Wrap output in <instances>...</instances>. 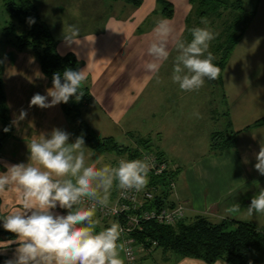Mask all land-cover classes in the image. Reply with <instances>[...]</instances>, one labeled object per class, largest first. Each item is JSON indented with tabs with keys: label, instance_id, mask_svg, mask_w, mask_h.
Wrapping results in <instances>:
<instances>
[{
	"label": "crops",
	"instance_id": "0c3cea01",
	"mask_svg": "<svg viewBox=\"0 0 264 264\" xmlns=\"http://www.w3.org/2000/svg\"><path fill=\"white\" fill-rule=\"evenodd\" d=\"M73 1L65 0L64 8L59 5L60 12L69 8ZM261 1L255 20L262 7ZM78 2L80 7L77 8L81 12L78 22L75 8L68 20L66 18L64 23L54 27L40 20L52 31L58 54H73L77 70H86L87 78L81 87L87 88L90 101L81 109L83 120L100 139L134 140L136 147L141 139L154 143L157 152L174 171L175 188L169 201L183 207L184 220L190 222L204 217L212 224L247 222L264 233V214L247 215L252 197L264 190V175L254 168L255 154L261 143L264 144V124L252 126L264 117V29L260 32L253 26L246 29L219 79H205L198 90L183 91L178 84L168 88L166 84L172 79L161 75L167 60L177 55L171 39L168 44L170 55L161 63L158 73L147 71L146 65L153 59L147 54V48L161 21L172 26L174 36L184 39L186 21L193 9L190 0H140L138 4L129 0ZM161 2L171 5V17L164 16ZM55 30L64 37L54 34ZM7 78L3 80V89L10 131L0 141V172L6 171L5 163H28L27 143L33 138L39 139L42 134L47 136L53 128L67 132L60 104L46 109L29 107L35 93L46 95V89L52 87L43 73L20 62ZM216 82L220 85V109L213 108L210 101V85L213 89ZM21 109L27 116L15 125L12 121ZM68 123L67 128L71 130ZM226 131L234 134L235 146L213 153L210 150L211 135ZM71 138L72 134L69 141L73 142ZM84 146L86 165L96 164L97 168L106 164L117 166L119 160L116 161L112 153L119 151L97 154L86 144ZM123 159L129 160L127 154ZM118 190L114 182L108 204L114 202ZM236 204H240V211L230 213L228 209ZM18 210H22L20 194L14 186H7L0 192V245L15 239V234L3 228L2 219ZM54 211L67 214V210L59 206ZM94 219L97 232L115 222L101 221L96 215ZM16 247L11 244L0 248V264L14 257ZM153 248L157 249L156 246ZM259 250H255L256 257L251 259L264 263L257 256ZM121 257L126 264L123 251ZM172 262L206 264L201 260L178 257L172 258ZM213 264L228 263L218 261Z\"/></svg>",
	"mask_w": 264,
	"mask_h": 264
},
{
	"label": "clouds",
	"instance_id": "9594fccd",
	"mask_svg": "<svg viewBox=\"0 0 264 264\" xmlns=\"http://www.w3.org/2000/svg\"><path fill=\"white\" fill-rule=\"evenodd\" d=\"M29 23H35L34 19ZM154 33L155 38L147 48V54L153 58L146 65L149 73H158L161 63L168 59L171 39L177 52L171 79L181 90H198L205 79L219 77L220 68L213 63L215 57L209 51L216 34L209 28L190 29V42L174 36V29L167 21L159 22ZM86 78L85 69L66 68L62 74L54 73L47 94L35 93L29 107L51 108L68 103L73 97L78 101L83 96L82 92L78 94V89ZM26 116L27 112L21 109L12 123L18 125ZM3 130L8 132L10 128ZM70 135L53 128L49 135L42 134L27 143L28 163L3 165L6 171L0 172V192L14 186L22 205V210L2 219L3 228L15 234V239L0 248L17 245L14 257L5 264H124L121 257L124 246L118 243L121 226L113 222L97 232L95 210L97 205H108L114 182L121 190H141L147 183L150 164L147 159H121L117 166L86 165L83 136L69 142ZM255 160V170L264 175L262 143ZM84 199L92 201L90 207L81 206ZM57 206L66 209L67 214H57L54 211ZM240 207L236 204L228 211L239 212ZM255 214H264V190L254 195L247 207L248 216Z\"/></svg>",
	"mask_w": 264,
	"mask_h": 264
},
{
	"label": "trees",
	"instance_id": "16d2710c",
	"mask_svg": "<svg viewBox=\"0 0 264 264\" xmlns=\"http://www.w3.org/2000/svg\"><path fill=\"white\" fill-rule=\"evenodd\" d=\"M3 9L12 22L3 29L5 36L14 35L12 45L20 50L30 49L37 57L42 73L52 85V76L56 72L61 74L66 68L77 70V61L71 53L59 55L57 42L50 28L40 20L38 8L32 0H1ZM138 4L140 0H129ZM259 0H256L258 3ZM192 6L198 4L200 17L215 14L221 10H231L237 13L235 23L230 29L236 32V28L243 26L236 35H230L229 42L223 54V61L217 64L221 73L230 58L235 46L251 24L255 12H246L239 1L230 0H190ZM163 14L169 18L173 14L170 4L161 2ZM34 19L35 23H29ZM189 20V19H188ZM186 21V25L188 23ZM187 30V29H186ZM83 96L77 101L74 97L68 103H60L64 116L72 123L78 136H83L87 147L95 153L101 154L110 151H128L119 146L114 139H100L90 126L81 120V109L90 101L87 88L80 87L78 94ZM6 101L3 93V83L0 79V124L2 126L0 141L9 133L4 132L5 127L10 128L8 122ZM264 124V117L253 123V127ZM150 140L141 139L139 148L148 150ZM235 146V136L231 132L228 137L224 133H215L210 137V150L213 153L222 152ZM161 156L160 153H157ZM128 159H140V153L128 152ZM153 181L151 180V183ZM159 202V198L157 199ZM138 243L151 246L156 243V248H161L164 253H172L178 258H190L201 260L206 264L223 261L228 264H264L258 260L249 258L251 250H259L264 245V233L247 222L233 221L230 223L212 224L204 217H197L187 222L183 220L174 227H164L150 222L143 226L140 233L133 234Z\"/></svg>",
	"mask_w": 264,
	"mask_h": 264
},
{
	"label": "rangeland",
	"instance_id": "374dc122",
	"mask_svg": "<svg viewBox=\"0 0 264 264\" xmlns=\"http://www.w3.org/2000/svg\"><path fill=\"white\" fill-rule=\"evenodd\" d=\"M34 4L38 7V13L41 18V20L47 24H50L52 27L54 25H59L65 22L66 18L69 16V14L73 13V9H76V20L77 22L80 19L81 12H79L77 7H80L78 0H74L73 3L70 5L69 8H65L63 12H60L59 10V5L60 7L64 8L65 6V0H32ZM231 2L239 1L243 5L244 9L246 12H256L259 10V2H256V0H230ZM263 2V3H262ZM261 8H260V13L258 16V19L255 20V16L249 25V27H254L255 31H261L264 29V1H261ZM199 6L198 4H194L191 15L188 16V23H187V30L184 36L185 41L190 42L192 39L190 29L195 28V27H207L209 28L212 32L216 34V38L210 42V47L209 51H211L215 57V60L213 61L214 64H220L223 61V54L226 48V43L229 42L230 35L234 34L236 35L239 31L242 30L243 26H239L236 28V32H233V30L230 29L231 24L235 23V19L237 18V13L231 11V10H221L215 14H210L206 15L204 18L200 17V11H199ZM259 12V11H258ZM68 20V18H67ZM12 22V20L9 18V16L6 14V12L3 9L2 1L0 0V79L3 80L8 79L7 75H9V72H11L13 69L19 67L20 62L23 63V65H27L29 68H37L39 73L42 74L41 66L40 63L36 57V55L30 50V49H25V50H20L16 46L12 45L14 35L10 36H5L3 34V29L9 25V23ZM67 22V21H66ZM248 27V28H249ZM252 30V29H251ZM253 30V31H254ZM60 31V30H59ZM252 31V32H253ZM57 34L59 37H64L59 34L57 30H55L54 34ZM175 53H177L175 51ZM174 59H169L167 60V63L165 64L164 69L161 71V75L165 74L168 75V77L171 78L172 75V70H173V62ZM4 74V76H3ZM168 88L170 87H176V83H173L172 80L166 84ZM212 86L210 85V95L212 96V107L214 108H219L218 103H219V93H220V85L218 82L215 83V86H213V89H211ZM4 97H5V92L3 89ZM6 101V97H5ZM158 102L160 103L161 100L158 99ZM7 106V105H6ZM160 106L161 103H160ZM220 109V108H219ZM215 111V110H214ZM219 111V110H218ZM8 120H9V114H7ZM140 116H138L134 121L138 120ZM64 126L67 130V133L72 134V140L75 141V137L77 138V133L74 131V127L72 123L64 117ZM81 120L83 118L81 117ZM10 121V120H9ZM8 121V122H9ZM134 121L132 120L131 125L134 124ZM71 126V130L67 128V124ZM85 122V121H84ZM86 123V122H85ZM2 130V126L0 124V131ZM66 132V131H65ZM225 136L228 137L229 132L226 131L224 132ZM1 136V132H0ZM73 141V142H74ZM70 142V141H69ZM119 146H125L128 151H120V152H113L112 155L115 156L116 161L121 160L125 158V154L128 156V152L130 153H135L139 152L141 155V152H150L157 154V149L154 146V143L148 146V150L143 148H138L134 145L135 141L134 140H121L115 141ZM122 146V147H123ZM115 166V165H114ZM186 221V220H185ZM188 222V221H187ZM256 253L255 250H251L249 253V258H254L256 257L254 254ZM165 254V255H164ZM135 255L137 257V264H173L172 258H175L176 256L172 253H164L161 248H157L152 251L146 256L143 257V255H140V253L135 250ZM261 260L264 261V247L259 250V255H257Z\"/></svg>",
	"mask_w": 264,
	"mask_h": 264
},
{
	"label": "built area",
	"instance_id": "2783aa9c",
	"mask_svg": "<svg viewBox=\"0 0 264 264\" xmlns=\"http://www.w3.org/2000/svg\"><path fill=\"white\" fill-rule=\"evenodd\" d=\"M140 159H147L150 164L146 185L138 191L119 189L112 204L106 207L97 205L95 210L99 220H114L121 226L122 233L118 242L124 246L126 264H137L135 250L138 249L140 255L145 257L156 246L155 242L151 246L140 244L133 237V234L143 230L144 224L153 222L164 227H174L184 220L183 207L169 201L175 188V180L168 161L148 151L141 152ZM91 204L92 201L84 199L81 206L90 207Z\"/></svg>",
	"mask_w": 264,
	"mask_h": 264
}]
</instances>
